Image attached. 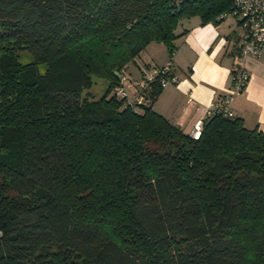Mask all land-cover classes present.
<instances>
[{"label":"trees","instance_id":"16d2710c","mask_svg":"<svg viewBox=\"0 0 264 264\" xmlns=\"http://www.w3.org/2000/svg\"><path fill=\"white\" fill-rule=\"evenodd\" d=\"M230 6L0 0V264H264V131L225 94L196 138L169 121L153 103L171 68L141 102L113 92L150 42L172 52L180 20Z\"/></svg>","mask_w":264,"mask_h":264},{"label":"crops","instance_id":"0c3cea01","mask_svg":"<svg viewBox=\"0 0 264 264\" xmlns=\"http://www.w3.org/2000/svg\"><path fill=\"white\" fill-rule=\"evenodd\" d=\"M238 25L232 18L217 24H201L197 16L184 18L175 30L181 34L173 40L172 52L162 42L155 44L161 64L152 55L149 62L139 58L147 68L154 64L152 71L170 61L171 71L178 77L175 83L162 88L153 109L184 131L191 132L195 122L202 119L232 86L233 68L243 65L249 72V79L228 106L234 116L242 118L246 127L257 126L264 131V52L259 57L241 55L242 29ZM138 71L133 75L135 78L132 77L139 78L136 82L146 76L144 69L139 67ZM124 88L127 96L133 98L137 83H130L129 89Z\"/></svg>","mask_w":264,"mask_h":264},{"label":"built area","instance_id":"2783aa9c","mask_svg":"<svg viewBox=\"0 0 264 264\" xmlns=\"http://www.w3.org/2000/svg\"><path fill=\"white\" fill-rule=\"evenodd\" d=\"M220 19L234 18L242 29V37L239 45L242 56L259 57L264 52V0H231L229 10L222 12ZM171 68V62L168 61L161 67L154 69L151 73L143 77L137 85V92L133 98H129L122 86L125 83L124 77H121L120 84L116 89V94L126 96L129 101L141 102L142 94L138 93V89L146 86L147 83L157 73H166ZM178 77L173 74L170 78L162 79L161 84L165 86L168 83H175ZM233 84L225 93L224 103L229 104L234 95L238 93L249 79V72L243 65H238L232 74ZM124 80V81H123ZM226 111V108H225ZM229 115L232 112H227ZM202 126V119H198L190 134L198 137Z\"/></svg>","mask_w":264,"mask_h":264},{"label":"rangeland","instance_id":"374dc122","mask_svg":"<svg viewBox=\"0 0 264 264\" xmlns=\"http://www.w3.org/2000/svg\"><path fill=\"white\" fill-rule=\"evenodd\" d=\"M232 19L234 20V18H232ZM238 27H239V25H238ZM240 29H241V27H240ZM156 43H159V42H157V41L150 42L147 45V47L140 53V55L135 58V61H132V62L128 63L127 66L124 67L123 72H122V74L120 76V80H121L122 76L124 77V80H125V83L124 82L122 83L123 87L125 86L126 89H129V84L130 83H133V84L137 83V85H138L139 81L138 82H136V81L139 78L135 80L134 79L135 77L133 75H135V73L138 71L139 67L141 69H144V71L146 72L145 75H148V73L150 71L152 72V69L154 68V64H151L149 66V68H147L146 66H144L141 63L140 59L142 61L144 59V61H146V62L148 61L149 62L150 61V57L152 55L155 58H158V63L159 64L162 63L161 62L162 61L161 60V56L159 54H157V51H156V47H155ZM17 58H18V60L21 63H27V62L32 61V54H31L30 51L23 49V50L17 52ZM46 69H47V66L44 63L38 64V70H39L40 73H44ZM132 77H134V78L132 79ZM94 79H95L94 85L89 90H84L82 92V94H85L86 92H88L92 97L98 98L104 92V90L106 88V85H107V82L105 80H103V79H100V78H94ZM141 80H143V77L142 78L140 77V81ZM119 85H121L120 82L115 88L118 89L117 87ZM115 88H114L113 92L116 93V89Z\"/></svg>","mask_w":264,"mask_h":264}]
</instances>
